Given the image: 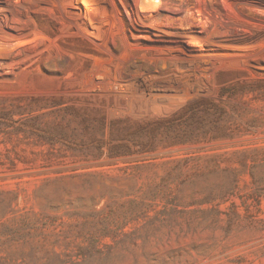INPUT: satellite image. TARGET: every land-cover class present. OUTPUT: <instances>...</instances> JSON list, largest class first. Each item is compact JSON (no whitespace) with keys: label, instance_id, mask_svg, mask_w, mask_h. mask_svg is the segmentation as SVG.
Segmentation results:
<instances>
[{"label":"rangeland","instance_id":"374dc122","mask_svg":"<svg viewBox=\"0 0 264 264\" xmlns=\"http://www.w3.org/2000/svg\"><path fill=\"white\" fill-rule=\"evenodd\" d=\"M0 264H264V0H0Z\"/></svg>","mask_w":264,"mask_h":264}]
</instances>
